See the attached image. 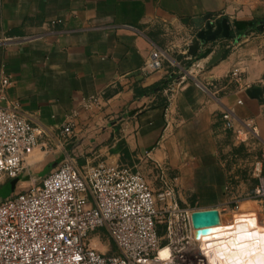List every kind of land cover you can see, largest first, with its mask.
Masks as SVG:
<instances>
[{
  "label": "crops",
  "instance_id": "0c3cea01",
  "mask_svg": "<svg viewBox=\"0 0 264 264\" xmlns=\"http://www.w3.org/2000/svg\"><path fill=\"white\" fill-rule=\"evenodd\" d=\"M230 12L227 0H0V77L10 79L0 78V107L17 104L42 130L15 189L71 158L138 170L153 188L172 189L182 210L226 211L235 196L252 195L233 182L234 134L256 128L242 146L264 155V28ZM154 50L164 61L151 71Z\"/></svg>",
  "mask_w": 264,
  "mask_h": 264
},
{
  "label": "built area",
  "instance_id": "2783aa9c",
  "mask_svg": "<svg viewBox=\"0 0 264 264\" xmlns=\"http://www.w3.org/2000/svg\"><path fill=\"white\" fill-rule=\"evenodd\" d=\"M163 61V52L154 50L146 68L159 70ZM0 78L3 86L10 83ZM186 79L182 76L178 84ZM93 103L84 102L87 107ZM225 118L231 126L230 114ZM63 131L69 135L72 124ZM251 132L257 134L256 128ZM41 134L17 104L0 107V186L23 175ZM257 192L264 194V181ZM166 213L189 226L199 241L193 236L192 210L179 208L172 189L156 195L138 170L105 161L77 166L67 158L40 183L0 199V264H180L185 250L178 246L161 256L158 223ZM172 224L169 219L168 229ZM100 229L117 252L104 253L92 243L91 235Z\"/></svg>",
  "mask_w": 264,
  "mask_h": 264
},
{
  "label": "rangeland",
  "instance_id": "374dc122",
  "mask_svg": "<svg viewBox=\"0 0 264 264\" xmlns=\"http://www.w3.org/2000/svg\"><path fill=\"white\" fill-rule=\"evenodd\" d=\"M227 7L230 9V13L234 14L236 17H240L241 19L251 17L255 19L253 21L256 22L254 24L256 29L259 30L264 28V17H261V15H264V0H227ZM253 135L254 134L249 132L248 129H240L234 134V140L238 142L235 144L237 159L234 160V164L236 169V176H238L239 179L237 180L236 178L233 181L236 185H243L244 182L245 186H249L252 188L253 193L250 196H235L234 198H232L233 202L230 203L229 209H226V211H224L223 209H221L222 211L217 210L218 220L220 221V223L224 220L230 219V215L233 214L232 212L237 211L240 206L250 205V208L254 209H247L243 211H256L255 209H259V205H263V201H261V198L264 196V194H258L257 188L262 181L261 173L264 167V155L259 151L258 148L249 151L247 147L242 146V143L248 141L249 139H254L255 137ZM57 168L58 167H56L55 169ZM10 181L11 180L7 181L0 188V199L5 198V196L9 194L10 190L13 189L12 183ZM39 181L40 180L33 181L32 179H29L28 181L22 180L19 183L17 189H14V192L19 193L21 192V190L25 189L28 186L38 184ZM150 186L152 187L156 195H158L162 190L158 189L161 186L156 187V189L153 188L152 185ZM179 206L180 209H185L187 203L180 201ZM193 206L194 204L192 203V213L196 211L193 209ZM159 207H161V202L159 203ZM225 212H228L229 215H226ZM256 213L258 214L257 211ZM169 219L173 220V224L170 229H168ZM188 229L189 226L185 225L184 223L182 224L175 221V218L171 216L169 217L168 213L163 214L160 222L158 223V231L161 237L162 246H178L179 248L184 249L185 261L180 264H212L210 254L202 249L200 242L193 240L188 232ZM91 237L92 243L97 246L100 251L107 254L117 252L114 243L111 241L104 229L96 231L93 235H91Z\"/></svg>",
  "mask_w": 264,
  "mask_h": 264
},
{
  "label": "bare ground",
  "instance_id": "6f19581e",
  "mask_svg": "<svg viewBox=\"0 0 264 264\" xmlns=\"http://www.w3.org/2000/svg\"><path fill=\"white\" fill-rule=\"evenodd\" d=\"M202 211L204 210H200L195 215V223H214L216 218L213 221L209 218V214ZM250 211L254 210L236 212L240 214L236 219L232 217V214L230 222L214 224L219 230L201 237L198 241L202 249L210 254L212 264H264V226L258 222V214L249 213ZM216 213L214 210V214ZM249 221L255 226L248 223ZM170 250V246H165L161 250V256L166 257ZM156 261L147 260L146 263L156 264Z\"/></svg>",
  "mask_w": 264,
  "mask_h": 264
},
{
  "label": "water",
  "instance_id": "95a60500",
  "mask_svg": "<svg viewBox=\"0 0 264 264\" xmlns=\"http://www.w3.org/2000/svg\"><path fill=\"white\" fill-rule=\"evenodd\" d=\"M211 14H207L205 16H203L202 18H198L197 22L199 23V26L202 25V23L207 22L208 20L211 19ZM199 29H201V27H199ZM194 46L189 48V52L190 50L193 48ZM225 49H220L209 61H208V66L214 65L215 63H217L220 59H222L223 55H224ZM248 93L252 96L255 97L257 99L261 98V87L258 85H252L249 89H248ZM20 180V178H16L13 179L12 181H10L12 183V188L9 192L8 195H6L5 197L9 196L10 194H12L14 192V189L16 188L17 182ZM214 210L215 209H209V210H204L202 211V213L205 214H209V218L211 220H216L214 221V223L211 224H202V223H195V215L198 214L200 212V210H196L192 213V224L194 227V232H193V236L195 239L200 240L201 237L203 236H208L211 235L212 233H216L219 229L217 227L214 226V224L219 223L220 221L218 220V211L215 210L217 213L214 214ZM217 215V216H214ZM240 215L238 213L233 214V218L236 219L237 216ZM212 222V221H211Z\"/></svg>",
  "mask_w": 264,
  "mask_h": 264
},
{
  "label": "trees",
  "instance_id": "16d2710c",
  "mask_svg": "<svg viewBox=\"0 0 264 264\" xmlns=\"http://www.w3.org/2000/svg\"><path fill=\"white\" fill-rule=\"evenodd\" d=\"M255 23H256L255 21L247 22V24H249V25H254ZM236 25H237V27L239 28V26H240L241 24H239V23L236 22Z\"/></svg>",
  "mask_w": 264,
  "mask_h": 264
},
{
  "label": "snow or ice",
  "instance_id": "6c2138e0",
  "mask_svg": "<svg viewBox=\"0 0 264 264\" xmlns=\"http://www.w3.org/2000/svg\"><path fill=\"white\" fill-rule=\"evenodd\" d=\"M248 223L252 224V226L254 227L255 225L253 224V222L249 221ZM211 246V245H210ZM246 247V246H245Z\"/></svg>",
  "mask_w": 264,
  "mask_h": 264
}]
</instances>
